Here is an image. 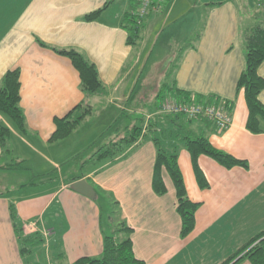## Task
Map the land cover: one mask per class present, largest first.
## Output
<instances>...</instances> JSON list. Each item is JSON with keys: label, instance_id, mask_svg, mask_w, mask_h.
I'll return each instance as SVG.
<instances>
[{"label": "crops", "instance_id": "crops-1", "mask_svg": "<svg viewBox=\"0 0 264 264\" xmlns=\"http://www.w3.org/2000/svg\"><path fill=\"white\" fill-rule=\"evenodd\" d=\"M138 2L0 0V86L8 72L20 71L25 121L21 131L0 114V122L11 132L6 150L0 147V166L31 162L33 168V176L0 192V264L27 260L11 205L25 236H41L43 225L53 231L48 252L41 245L42 255L62 264L101 258L105 237L117 235L125 226L132 230L135 257L145 264H224L264 232V133L247 130L248 108L243 90L237 89L246 65L245 36L264 25V6L259 0H155L139 39L130 45L123 20ZM104 8L96 21H86V16ZM165 14L163 24L160 18ZM167 25L173 33L166 40L159 32ZM153 35L156 45L146 58ZM159 42L152 62L162 80L160 76L152 86L148 63ZM57 50H74L93 64L103 89L97 94L83 91L78 71ZM161 53L166 54L162 60ZM259 75L264 78V63ZM167 89L171 100L183 101L177 95L181 92L199 102H230L233 122L227 131L218 132L205 121L191 122L190 130L247 163L227 169L202 155L198 165L208 182V188H202L190 153L181 147L178 162L186 190L199 204L196 227L186 239L181 238L176 188L165 167L166 193L158 195L153 188L158 150L154 138L169 126L155 114L170 99L162 92ZM154 96L160 100L155 109L143 113ZM260 101L264 104V91ZM80 104L91 106L92 114L68 138L50 142L55 119ZM94 117L101 118L96 126L90 124ZM147 123L151 128L146 129ZM164 143L173 149L171 142ZM112 145L116 153L111 158L95 156L100 148ZM81 180L93 187L96 199L71 189ZM126 235L121 232L120 237Z\"/></svg>", "mask_w": 264, "mask_h": 264}, {"label": "trees", "instance_id": "trees-1", "mask_svg": "<svg viewBox=\"0 0 264 264\" xmlns=\"http://www.w3.org/2000/svg\"><path fill=\"white\" fill-rule=\"evenodd\" d=\"M258 4L264 6V0H259ZM105 8H107V6ZM105 8L86 16V21H96L105 11ZM134 10L135 9L132 8L125 15L123 20V28L129 35L128 42L130 45H135L139 39L141 26L138 25V22L132 16ZM245 44L246 65L239 78L237 89L239 91L243 90L248 108L247 130L252 134H262L264 133V104L260 101V95L264 91V78L259 75V68L264 63V25H258L249 33H246ZM56 52L59 55L66 57L78 71L83 91L88 94H97L103 89L96 67L89 63L80 53L74 50H57ZM20 91V71L17 69L12 70L6 74L3 84L0 86V114L13 120L17 127L21 131H24L25 121L20 107ZM177 95L178 97L183 98V101L191 100L192 98L191 95L183 94L181 92ZM207 103L222 105L231 115L230 102L224 103L220 100L215 101L214 99H210L209 101L207 100ZM91 114V106L80 104L64 118L55 119V130L50 138V142L55 143L68 138ZM156 117L160 118V123L164 122L169 126L168 128H161L159 134L154 138V143L158 150L153 188L158 195H164L166 193V187L162 178V168L165 167L176 188L178 200L177 212L182 221L181 238L186 239L193 233L196 227V212L199 204L193 202L188 196L183 173L178 162V151L176 145H172V142L174 140L180 141L190 153L198 183L202 188H208L206 177L198 165V159L202 155L212 158L227 169L239 166L247 167V163L218 150L209 140L203 137H197L191 130H185L183 126L184 124L181 121L183 116L156 115ZM150 119L151 118H149V120ZM191 122L193 121L189 120V123ZM148 123L146 129L148 127L151 128L152 126H148ZM160 123H157V125ZM138 130L140 131V129H135V131ZM10 136V130L0 122V147L2 149L6 150L7 141ZM134 139H136V137H134ZM164 142H171L173 149L166 150L162 148L161 143ZM115 146L116 145L102 147L98 150L95 156L98 157V159L111 158L116 153ZM0 169L22 170L24 169V166L23 162H19L10 166H0ZM10 214L15 232L20 241L21 252L25 258H27L26 264H41L40 262H31L28 257L34 253L37 246H41L44 243L43 237L38 234L34 236H25L23 234L22 226L17 220V214L13 205L10 206ZM121 232H126L128 235H126L125 238H121ZM116 233L117 235L114 234L105 237L103 255L101 258L83 257L72 264H145L143 261H140L135 257L133 243L130 237L132 230L125 226L120 228ZM263 245L264 232L254 237L224 264H239L242 260H247L251 264H264ZM47 263L56 264L52 262V260L47 261Z\"/></svg>", "mask_w": 264, "mask_h": 264}, {"label": "rangeland", "instance_id": "rangeland-1", "mask_svg": "<svg viewBox=\"0 0 264 264\" xmlns=\"http://www.w3.org/2000/svg\"><path fill=\"white\" fill-rule=\"evenodd\" d=\"M155 0H153V2H154ZM167 1V0H166ZM173 0H171V2H172ZM156 4H158V3H156ZM150 12H153V10L152 9H150L149 10V14H150ZM161 12V15L164 13V10H162V11H160ZM192 16H194V14L192 15ZM148 17V16H147ZM146 17V18H147ZM145 18V20L143 21V22H146L147 21V19ZM192 18H194V17H190V18H188L189 20L190 19H192ZM161 19V22H163V24H166V14H165V17H162V18H160ZM196 21L195 20H193L192 21V23H195ZM173 25V24H172ZM140 32H142V30H143V26L141 27L140 26ZM162 28V27H161ZM158 33V32H157ZM159 33H162L163 34V38L164 39H168V37L169 36H171L172 35V31H171V25H167V26H163V28L160 30V32ZM142 35V34H141ZM156 38H155V35H153L152 36V38H150V41L148 42V49H147V52L145 53V57L147 58V56L148 55H150L151 54V51L153 50V48L155 47V45H156ZM163 40V39H162ZM162 40H161V42H162ZM172 40V39H171ZM161 42H159V45H158V47L156 48V50H155V52H154V54H153V56H152V58L150 59V61H149V63H148V70H151V69H153V73L151 74V76H150V84H152V86H154V84H156V83H158L159 81H160V76H161V80H162V74L160 73V70H159V68L158 69H156L155 68V66H156V62L154 63V62H152L153 61V57L155 56V55H157V52H158V49L160 48V46H161ZM173 49V48H172ZM159 55V59L160 60H162L165 56H166V54H163V53H161V54H158ZM150 89H152V88H150ZM162 92L163 93H165V94H167L168 95V97H170V99H171V97L172 96H170L171 94V90H169V89H167V90H162ZM174 98V97H173ZM149 102L148 103H146L144 106V112L143 113H148V112H152L154 109H155V106H156V104L160 101V100H157L158 98H156L155 96L154 97H152V99L149 97ZM175 99V98H174ZM158 111V110H157ZM156 111V112H157ZM156 115H162V116H165V115H167V114H161V113H157ZM101 118H99V117H94L93 119H92V123H90L91 125L92 124H94L95 126L96 125H98L99 123H100V120ZM163 119H164V117H163ZM103 120V119H102ZM13 123H14V121L13 120H11ZM182 122H183V126H184V129L185 130H190V123H189V120L186 118V117H183L182 118V120H181ZM15 124V123H14ZM90 124L88 125V126H90ZM16 125V124H15ZM17 126V125H16ZM114 134V132L112 131V135ZM109 136V135H108ZM17 142H19V141H17ZM20 143V142H19ZM173 144H175L176 145V148L178 149V153L180 154L181 153V147L183 146V144L180 142V141H176V140H174L173 142H172V145ZM49 147L50 146H52L51 145V143H49V145H48ZM162 148H164V149H166V150H168V148L165 146V143H163V146H162ZM27 152H28V149H27ZM10 155L11 154H7V156L8 157H10ZM31 155V157H33V158H35L37 161H39V160H42V158L41 157H39L38 155H36V154H30ZM46 156H48V155H46ZM31 162H25V168H26V170H22V171H10V170H5V171H0V192L3 190V189H5V187L6 186H9V185H16L17 183H18V181H20L21 179H24V178H26V177H30V176H33V174H32V172H33V168L31 167ZM69 164H72V163H69ZM42 167V169L43 170H45L46 171V167L44 166V165H42L41 166ZM48 167V169H51L50 168V166L48 165L47 166ZM39 171H41V170H39ZM17 172V173H16ZM15 174H18V175H15ZM28 181V180H27ZM116 210V207H112V211H115ZM107 211V213H108V210H106ZM51 215H53V213H51ZM105 215H108V214H105ZM113 216H114V223L116 224V220H115V214H113ZM44 254V253H43ZM29 258V260L31 261V262H35V261H38V262H40L41 264H47V261L46 260H44V256L42 255V247L41 246H37L36 248H35V250H34V253L31 255V256H29L28 257ZM55 262V261H54ZM56 264H60V262H55Z\"/></svg>", "mask_w": 264, "mask_h": 264}, {"label": "built area", "instance_id": "built-area-1", "mask_svg": "<svg viewBox=\"0 0 264 264\" xmlns=\"http://www.w3.org/2000/svg\"><path fill=\"white\" fill-rule=\"evenodd\" d=\"M153 0H140L138 7L132 12V16L142 25L145 18L152 9ZM157 113L167 115H180L191 121H205L214 126L218 132L227 131L232 125V116L222 105L209 104L207 101L198 102L193 97L187 101H177L166 99L159 106ZM41 236L44 239L46 251L49 250V240L53 231L44 227L40 229ZM51 264V263H49Z\"/></svg>", "mask_w": 264, "mask_h": 264}, {"label": "water", "instance_id": "water-1", "mask_svg": "<svg viewBox=\"0 0 264 264\" xmlns=\"http://www.w3.org/2000/svg\"><path fill=\"white\" fill-rule=\"evenodd\" d=\"M71 189L89 199H96V192L93 187L84 180L74 183L71 186Z\"/></svg>", "mask_w": 264, "mask_h": 264}]
</instances>
